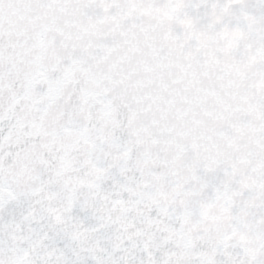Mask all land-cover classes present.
I'll return each instance as SVG.
<instances>
[{
  "label": "snow or ice",
  "instance_id": "obj_1",
  "mask_svg": "<svg viewBox=\"0 0 264 264\" xmlns=\"http://www.w3.org/2000/svg\"><path fill=\"white\" fill-rule=\"evenodd\" d=\"M0 264H264V0H0Z\"/></svg>",
  "mask_w": 264,
  "mask_h": 264
}]
</instances>
